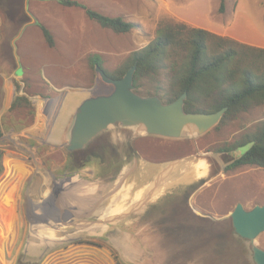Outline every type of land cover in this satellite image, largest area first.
Returning a JSON list of instances; mask_svg holds the SVG:
<instances>
[{
	"label": "rangeland",
	"instance_id": "rangeland-1",
	"mask_svg": "<svg viewBox=\"0 0 264 264\" xmlns=\"http://www.w3.org/2000/svg\"><path fill=\"white\" fill-rule=\"evenodd\" d=\"M10 1L0 0V200L18 189L14 231L8 238L0 232V264H254L249 242L234 232L231 213L238 203L246 209L264 205V169L219 171L224 160L217 150L253 132L264 120V106L202 136L168 139L140 127L111 126L87 147V157L74 159L64 148L77 107L111 92L90 65L91 55L113 73L154 41L160 22L183 21L176 13L233 33L242 13L252 14L254 2L225 0L221 13V0H77L138 25L116 34L83 9L57 0H16L13 6ZM40 25L53 34L54 47ZM159 80L164 83V72ZM17 97L29 98L31 106L11 110ZM89 154L95 155L83 164ZM8 157L26 170L22 181L16 177L23 168L8 165ZM77 196L73 211L85 214L70 225L64 206ZM110 198L116 203L109 220L86 219ZM257 244L264 250V233Z\"/></svg>",
	"mask_w": 264,
	"mask_h": 264
},
{
	"label": "trees",
	"instance_id": "trees-1",
	"mask_svg": "<svg viewBox=\"0 0 264 264\" xmlns=\"http://www.w3.org/2000/svg\"><path fill=\"white\" fill-rule=\"evenodd\" d=\"M57 1L65 7L83 9L88 19L116 34L129 33L138 26L122 17L105 15L77 0ZM219 11H225V0H221ZM40 28L48 45L54 47L51 31L44 25ZM89 63L103 68L98 55H91ZM134 65H137L134 84L139 94L157 95L169 103L187 93L185 109L190 113H213L228 107L217 129L237 120L242 113L264 106V49L183 21L171 18L160 22L154 41L132 52L113 73L106 72L110 77L120 79ZM163 72L164 83L159 80ZM29 106V98L17 97L11 110ZM2 136L0 125V139ZM249 144L251 148L242 156L225 159L231 152ZM88 151L89 148L71 156L74 159L87 157ZM217 153L222 154L224 160L219 171L230 172L245 166L264 169V120L253 132L244 134L235 142L226 143ZM93 155L89 154L83 164H87ZM2 157L0 150V175L3 172Z\"/></svg>",
	"mask_w": 264,
	"mask_h": 264
},
{
	"label": "water",
	"instance_id": "water-1",
	"mask_svg": "<svg viewBox=\"0 0 264 264\" xmlns=\"http://www.w3.org/2000/svg\"><path fill=\"white\" fill-rule=\"evenodd\" d=\"M136 69L137 65H134L124 77L114 79L99 64L95 65L102 81L111 85V92L86 98L77 107L69 142L64 146L66 151L85 150L111 126L140 127L149 136L168 139H185L193 132L202 136L218 126L228 110L224 107L213 113L187 112V93L169 103L157 95H141L134 84ZM231 219L234 232L249 242L254 264H264V250L257 244V239L264 233V205L246 209L238 203Z\"/></svg>",
	"mask_w": 264,
	"mask_h": 264
},
{
	"label": "crops",
	"instance_id": "crops-1",
	"mask_svg": "<svg viewBox=\"0 0 264 264\" xmlns=\"http://www.w3.org/2000/svg\"><path fill=\"white\" fill-rule=\"evenodd\" d=\"M252 2H254V4L251 5L252 7L250 8H251L253 15L250 13H242V12L239 13L238 12V15L236 16L234 20V26H236L239 23V18H240L239 15L241 13L243 15V18L241 19L240 26L237 25V29H235L233 33L231 32V30L223 31L221 28L219 29L220 26L215 22H213L211 25L203 26V25H199L196 23H192L189 20H187L185 17L177 13L175 15H177L181 20L186 21L196 27L207 29L218 35L230 37L241 43L264 49V7L261 5V0H252ZM15 3H18V2L16 0L10 1V3L8 2V4L12 6ZM258 4H259V7H258ZM257 11H258L257 15H259L257 17L258 25L255 23L253 19ZM25 14L26 15L30 14L27 9H25ZM242 23L244 25H242ZM234 158H237V156Z\"/></svg>",
	"mask_w": 264,
	"mask_h": 264
},
{
	"label": "bare ground",
	"instance_id": "bare-ground-1",
	"mask_svg": "<svg viewBox=\"0 0 264 264\" xmlns=\"http://www.w3.org/2000/svg\"><path fill=\"white\" fill-rule=\"evenodd\" d=\"M7 164L11 166L15 165L18 168H21V167L23 168V170H19L17 177H16L18 181H22L25 177L26 170L21 165L20 160L17 158L8 157ZM55 188H56V185L54 186V190ZM17 189H18V186H14L7 194L3 195L0 200V232L1 230H3L5 234L4 237L6 238L10 236V234L12 233V231H14V228H15ZM1 237L2 235L0 234V238ZM0 250H1V244H0Z\"/></svg>",
	"mask_w": 264,
	"mask_h": 264
},
{
	"label": "flooded vegetation",
	"instance_id": "flooded-vegetation-1",
	"mask_svg": "<svg viewBox=\"0 0 264 264\" xmlns=\"http://www.w3.org/2000/svg\"><path fill=\"white\" fill-rule=\"evenodd\" d=\"M2 139V138H1ZM41 146H43V147H46V146H48L47 145V142H43L42 144H41ZM39 150H40V147H38V149H37V152H39ZM27 151H29V150H27ZM80 151H83V150H80ZM78 152V151H77ZM73 153H75V152H72V153H70V155L71 154H73ZM72 157V156H71ZM80 200H81V196H77V197H74V198H71L70 199V201L68 202L69 204H67V205H65L64 207H65V216H69V217H71L72 218V222L70 223V225H73V224H75L78 220H80L83 216H84V214H79V213H77V212H75V211H73V208L75 207V206H77L79 203H80ZM113 202L114 203H116V200H114V199H112V198H110V199H108V200H105L104 201V203H103V205H102V207H100L101 209H99V210H96V212H92V211H90V213L86 216V219L87 218H90V217H95V216H99L101 219H105V220H109V218H110V215H112L113 214V212H115V210H111V206L113 205ZM63 203V202H62ZM124 207H122L121 208V210L123 209ZM120 210V211H121ZM102 211V212H101ZM101 214V215H100ZM79 232H81V231H83L84 230V226H82V225H80L79 226ZM78 230H75V232L77 233L78 232ZM74 232V233H75Z\"/></svg>",
	"mask_w": 264,
	"mask_h": 264
}]
</instances>
